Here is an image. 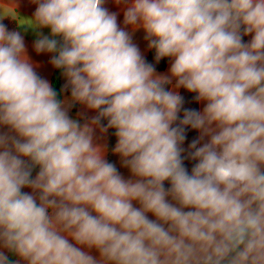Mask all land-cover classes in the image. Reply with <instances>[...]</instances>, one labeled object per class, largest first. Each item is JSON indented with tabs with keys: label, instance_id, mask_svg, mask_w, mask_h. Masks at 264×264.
I'll use <instances>...</instances> for the list:
<instances>
[{
	"label": "clouds",
	"instance_id": "9594fccd",
	"mask_svg": "<svg viewBox=\"0 0 264 264\" xmlns=\"http://www.w3.org/2000/svg\"><path fill=\"white\" fill-rule=\"evenodd\" d=\"M114 2L125 27L105 0H30V18L0 0L15 6L0 9V264H264V0ZM5 18L34 31L89 122L69 116ZM96 129H115L130 178Z\"/></svg>",
	"mask_w": 264,
	"mask_h": 264
},
{
	"label": "crops",
	"instance_id": "0c3cea01",
	"mask_svg": "<svg viewBox=\"0 0 264 264\" xmlns=\"http://www.w3.org/2000/svg\"><path fill=\"white\" fill-rule=\"evenodd\" d=\"M15 2L18 5L17 12L21 17L30 18L33 16L35 9H36V5L30 3V0H15ZM104 6L108 8L110 12L117 13L118 24L120 25V27H125L123 24V11H124L123 5L115 4L114 0H105ZM0 9H2L4 12H12L13 14H15L14 4L0 3ZM4 20L2 22H4ZM16 30L20 31L21 34L24 36L27 54L32 60V62L35 65H38V67L36 68L37 73L42 78L48 80L52 84L53 74L56 69L49 63L52 54H48V53L37 54L34 51L33 42L36 39V35L32 29H28V31L25 32L23 27L21 28L16 27ZM126 30L132 34L133 42L139 47V49L141 50V53L143 54L146 60V57L149 54L151 49L148 48V41L144 39L145 33L143 29H139L135 32H132V28L129 26L126 28ZM41 31H43L45 35L50 34V30L47 28L42 29ZM250 39H251V36L244 37L245 41H249ZM169 67H170V60L168 62V65L164 69H161V70L156 69L157 73L167 74ZM65 82H66L65 77L61 73V87L62 88ZM61 100L65 101V107H67L68 109L69 116L73 119L78 120L81 124L89 122L90 119L97 114L95 111L87 109L86 106L82 104L72 102L71 95H70V89L62 91ZM203 106H204L203 103L199 102V110H202ZM102 124L106 125L107 121L106 120L102 121ZM113 131L114 129H108L106 133H102L99 129H96L95 134H94V141L95 143H97L98 145L106 149V159L109 162L114 163L117 169L119 170V172L124 176V178L128 179L130 178L129 170L127 168H124L121 165L120 157L117 154H114L112 151V149L115 147L116 142H117V138H116L114 140L115 145L112 148L111 142H112ZM37 171L38 169L34 170L33 176H35ZM25 191H31V190L25 189ZM149 215H150V218H154V217H151V214ZM91 254L94 256L98 255V253L94 249L91 250Z\"/></svg>",
	"mask_w": 264,
	"mask_h": 264
},
{
	"label": "trees",
	"instance_id": "16d2710c",
	"mask_svg": "<svg viewBox=\"0 0 264 264\" xmlns=\"http://www.w3.org/2000/svg\"><path fill=\"white\" fill-rule=\"evenodd\" d=\"M7 28L9 30H16V24L13 20L6 18L3 22ZM146 62L148 63H152L157 70H161L164 69L169 62L168 58H164L162 59L158 64L155 61V50L151 49L149 54L146 57ZM52 85L54 87V89L59 93V99H62V87H61V70L59 69H55L54 74H53V78H52ZM180 94L184 97V108H194L199 110V102H196L193 97H194V93H188L186 90L182 89L180 90ZM181 117H182V112H181ZM115 129L113 131V135H112V142H111V147L113 148L115 145ZM199 135L198 132H196L195 130H188L187 131V137L188 139L185 141V145L184 147L187 148L188 143L194 138L197 137ZM194 161H188L185 160V166L189 169V171L191 170L192 165L194 164ZM165 187H169L168 183L165 182Z\"/></svg>",
	"mask_w": 264,
	"mask_h": 264
}]
</instances>
